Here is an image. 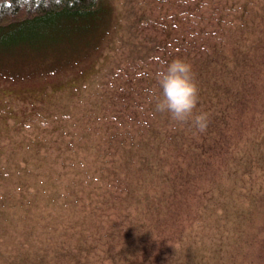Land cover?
I'll return each mask as SVG.
<instances>
[{"label": "trees", "instance_id": "1", "mask_svg": "<svg viewBox=\"0 0 264 264\" xmlns=\"http://www.w3.org/2000/svg\"><path fill=\"white\" fill-rule=\"evenodd\" d=\"M153 1L171 13L136 22L134 16L124 24L123 57L141 54L142 64H132L121 93L116 91L108 131L86 147L87 156L72 147L63 160L68 170L52 203L61 216L58 228L65 221L73 226L63 228L68 239L61 234L51 246L53 259L193 264L184 255L189 230L206 226L210 217L216 224L212 202L220 193L243 194L244 188L225 190L235 178L250 184L247 198L231 202L240 213L232 237L215 247L206 264H264V0ZM110 11L100 0H0V34L64 16L91 19L99 29ZM147 29L152 32L145 34ZM177 58L191 65L199 96L194 115L207 113L205 132L191 119L175 122L155 110L162 91L156 74ZM139 66L148 69L138 71ZM115 122L121 130L113 131ZM12 221L0 208V244ZM48 226L57 229L55 223Z\"/></svg>", "mask_w": 264, "mask_h": 264}, {"label": "rangeland", "instance_id": "2", "mask_svg": "<svg viewBox=\"0 0 264 264\" xmlns=\"http://www.w3.org/2000/svg\"><path fill=\"white\" fill-rule=\"evenodd\" d=\"M128 1L100 0V5L105 2L111 11L99 29L91 19L64 16L0 34V208L11 214L14 224L3 232L0 264H64L70 260L53 259L51 247L60 241L65 225L73 226L65 221L58 228L61 216L56 215L58 207L52 203L61 175L68 170V162L63 160L72 147L84 149L82 155L87 156L86 147L108 131V119L117 109L113 106L116 91L121 93L132 64H142L141 54L123 57L126 45L120 41L127 33L126 21L134 16L133 22L140 21L144 15L166 19L171 13L152 0H130L133 15L126 9ZM150 29L144 33L152 32ZM157 34L160 39L165 36L161 30ZM115 129L121 130L118 122ZM1 175L7 178L4 185ZM74 178L71 175L70 180ZM235 180H228L225 190L233 194L236 187L244 188L243 194L217 196L212 202L217 204L216 224L210 217L206 226L189 230L184 255L193 264L211 261L215 247L230 241L240 215L231 202L243 204L250 187ZM53 223L57 229L49 230L48 224ZM84 227L90 235L88 225ZM22 240L24 246L18 244Z\"/></svg>", "mask_w": 264, "mask_h": 264}, {"label": "clouds", "instance_id": "3", "mask_svg": "<svg viewBox=\"0 0 264 264\" xmlns=\"http://www.w3.org/2000/svg\"><path fill=\"white\" fill-rule=\"evenodd\" d=\"M156 78L162 91L156 100L155 110L169 113L175 122L187 123L191 119L198 132H205L208 127L207 113L194 115L199 96L191 65L177 58L159 71Z\"/></svg>", "mask_w": 264, "mask_h": 264}]
</instances>
